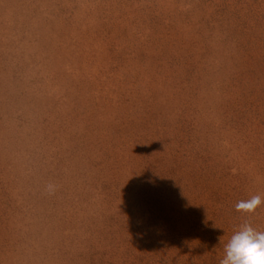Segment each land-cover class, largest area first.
Segmentation results:
<instances>
[{"label": "rangeland", "instance_id": "1", "mask_svg": "<svg viewBox=\"0 0 264 264\" xmlns=\"http://www.w3.org/2000/svg\"><path fill=\"white\" fill-rule=\"evenodd\" d=\"M0 179V264H220L264 231V0H0Z\"/></svg>", "mask_w": 264, "mask_h": 264}, {"label": "clouds", "instance_id": "2", "mask_svg": "<svg viewBox=\"0 0 264 264\" xmlns=\"http://www.w3.org/2000/svg\"><path fill=\"white\" fill-rule=\"evenodd\" d=\"M264 204V198L253 195L235 205L242 213H255ZM225 256L220 264H264V231H257L250 224L244 223L224 245Z\"/></svg>", "mask_w": 264, "mask_h": 264}, {"label": "trees", "instance_id": "3", "mask_svg": "<svg viewBox=\"0 0 264 264\" xmlns=\"http://www.w3.org/2000/svg\"><path fill=\"white\" fill-rule=\"evenodd\" d=\"M56 119H58V117H56ZM3 182V180L2 179H0V184ZM239 187V186H238ZM243 187V185H242V183H240V188H242ZM226 204H224V206H225ZM254 229H255V227H254Z\"/></svg>", "mask_w": 264, "mask_h": 264}]
</instances>
